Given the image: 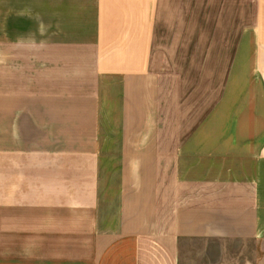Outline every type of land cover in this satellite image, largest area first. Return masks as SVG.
Segmentation results:
<instances>
[{
    "label": "crops",
    "instance_id": "1",
    "mask_svg": "<svg viewBox=\"0 0 264 264\" xmlns=\"http://www.w3.org/2000/svg\"><path fill=\"white\" fill-rule=\"evenodd\" d=\"M217 241L264 264V0H0V264Z\"/></svg>",
    "mask_w": 264,
    "mask_h": 264
},
{
    "label": "rangeland",
    "instance_id": "2",
    "mask_svg": "<svg viewBox=\"0 0 264 264\" xmlns=\"http://www.w3.org/2000/svg\"><path fill=\"white\" fill-rule=\"evenodd\" d=\"M261 246L252 242L249 243H238V242H230V241H217V242H199L196 243L195 250L199 252L197 264H202V261L208 262L211 261L208 259L206 251L209 249L214 251V256H217L218 262L220 264H228L229 260L232 261V264L238 262V260L243 259V255L240 257L233 258L235 255L234 253H245V252H253L254 250L260 251ZM200 253L203 256L200 257ZM196 255V254H195ZM212 262V261H211ZM216 262V261H215Z\"/></svg>",
    "mask_w": 264,
    "mask_h": 264
}]
</instances>
